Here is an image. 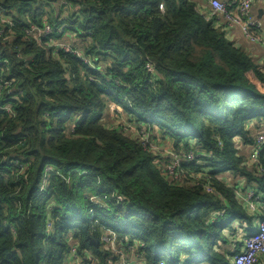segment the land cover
<instances>
[{
    "label": "trees",
    "instance_id": "obj_1",
    "mask_svg": "<svg viewBox=\"0 0 264 264\" xmlns=\"http://www.w3.org/2000/svg\"><path fill=\"white\" fill-rule=\"evenodd\" d=\"M1 10L0 264H230L225 230L255 215L217 175L264 187L240 153L264 128V68L225 18L194 0ZM143 128L180 158L173 173Z\"/></svg>",
    "mask_w": 264,
    "mask_h": 264
},
{
    "label": "crops",
    "instance_id": "obj_2",
    "mask_svg": "<svg viewBox=\"0 0 264 264\" xmlns=\"http://www.w3.org/2000/svg\"><path fill=\"white\" fill-rule=\"evenodd\" d=\"M199 4H208V0H194ZM227 3H232L237 0H222ZM235 8V7H234ZM252 15L256 17L258 20H260L263 24L262 31H261V39L258 41H253L252 39H249L244 31L241 29L240 26H232L227 25L226 31L228 38L242 47L246 52H248L255 60L258 62L263 68H264V0H256L253 4V7L251 9ZM262 129H256V135H258L259 132L263 131ZM245 149L246 145L242 144ZM248 147V154L247 157V163L249 170L251 172H255V174L261 175L260 178L264 179V169H260L258 167V164H256L254 157H253V150L249 146ZM262 163L264 165V152L262 153ZM219 179H221V182L225 183L229 188H231L236 196L241 200L242 203L245 204V206L251 211L252 209L248 207V204L244 201V199L239 195V193L243 194L244 192L248 190H256L258 193H260L261 196H264V187L263 189H260V183L256 180L248 179V177H243L241 174H236L234 172H225L217 175ZM264 181V180H263ZM214 192V191H213ZM253 211V210H252ZM251 211V212H252ZM254 217V226L252 228H249L246 223H242L240 221H236V228H239V231L237 233L231 232L230 229H226V233H228L231 237H234L232 239V242H229L228 244H221V249L228 251L227 256L230 264H234V255H235V247L237 245L238 250H243L245 246V239L248 235L254 233L259 226L260 220L263 216V212L261 209H257L252 212ZM244 228H242V227ZM231 240V238H230ZM235 241V243H234ZM234 243V244H233ZM134 254V252H132ZM130 255V254H129ZM129 258V257H128ZM135 259V258H134ZM135 260H139L138 258ZM197 264H209L208 262H200ZM257 264H264V258H262Z\"/></svg>",
    "mask_w": 264,
    "mask_h": 264
},
{
    "label": "built area",
    "instance_id": "obj_3",
    "mask_svg": "<svg viewBox=\"0 0 264 264\" xmlns=\"http://www.w3.org/2000/svg\"><path fill=\"white\" fill-rule=\"evenodd\" d=\"M256 0H237L227 3L222 0H208L212 10L220 14L229 25L240 26L246 36L253 41L261 39L262 22L252 15L251 9ZM235 4V8L233 5ZM50 32V27L46 28ZM144 142V141H143ZM253 150V157L260 169H264L262 163V153L264 152V130L255 136L254 143L250 145ZM173 173V172H172ZM208 191L213 192V187L208 186ZM239 195L244 199L248 206L253 210L261 209L263 216L260 220L258 229L248 235L245 239L244 249L234 257V264H257L264 258V196L256 190H248ZM113 238L112 236H110ZM108 239V238H107ZM73 259L76 255H73ZM123 264H135L133 261H124ZM160 264H164L161 262Z\"/></svg>",
    "mask_w": 264,
    "mask_h": 264
},
{
    "label": "rangeland",
    "instance_id": "obj_4",
    "mask_svg": "<svg viewBox=\"0 0 264 264\" xmlns=\"http://www.w3.org/2000/svg\"><path fill=\"white\" fill-rule=\"evenodd\" d=\"M0 13H3V11L1 10ZM1 20L6 23L9 22L8 20H5L3 18ZM105 114H106L105 121L109 124L119 125L121 123L127 122V120H122L121 118L114 117L110 109H108ZM124 130L128 132L129 134L133 133L130 127H124ZM138 135H139V138L144 141V144L146 145V147L151 148L154 152H156V154L160 156V157L157 156V160L158 161L160 160L165 168H167L170 172H174L176 170V168L179 166L178 163L180 162V158L177 155L173 156L170 153V151L164 150V148L161 146L162 144H164L163 141L159 140L158 141L159 143H157L155 139H152V135L155 136L154 131L149 132L145 128H143L141 131L139 130ZM240 148H241L240 153L245 156V159H247L246 157V155L248 154L247 146H246L247 149H245V147L241 144ZM104 240L108 242L109 246H114V251L117 252L116 254L121 255L120 250L118 249V246L121 245L119 242L115 241L114 238H111L108 235L105 236ZM124 250L126 251V247H124ZM128 259H131V258H127L126 256H124L122 258V261H128Z\"/></svg>",
    "mask_w": 264,
    "mask_h": 264
}]
</instances>
